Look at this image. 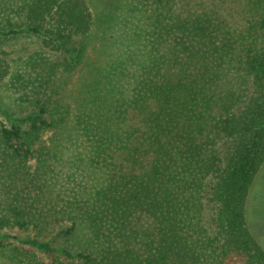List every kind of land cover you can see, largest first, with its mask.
<instances>
[{
    "label": "trees",
    "instance_id": "trees-1",
    "mask_svg": "<svg viewBox=\"0 0 264 264\" xmlns=\"http://www.w3.org/2000/svg\"><path fill=\"white\" fill-rule=\"evenodd\" d=\"M1 87L0 264H264V0H0Z\"/></svg>",
    "mask_w": 264,
    "mask_h": 264
},
{
    "label": "rangeland",
    "instance_id": "rangeland-1",
    "mask_svg": "<svg viewBox=\"0 0 264 264\" xmlns=\"http://www.w3.org/2000/svg\"><path fill=\"white\" fill-rule=\"evenodd\" d=\"M8 49H13L15 51H21L22 49L32 50L37 45L36 41H29L28 39H21L10 41L7 44ZM77 73L75 76H77ZM79 77V75H78ZM83 79V77H82ZM82 79L77 83L80 84ZM11 97L5 93L4 89L0 88V103L3 104L4 107H8L14 115L21 118L24 117L26 114L29 113V109L21 111L19 108L16 109ZM0 117L6 121L3 113L0 112ZM8 122V121H7ZM247 205L245 208L246 212V221L248 223L249 229L259 242L261 247L264 250V161L260 165V168L257 172L256 177L253 179V182L249 188L248 198L246 199ZM2 238L4 241L21 245L19 242L28 238L33 234V231L28 230H18V229H8V230H1L0 231ZM53 237L52 242L54 245L58 246L60 249L62 247H69L71 248L68 242H64L61 236H55L53 230H50L47 233V237ZM55 255H58L60 258H64L63 254L59 251L55 252Z\"/></svg>",
    "mask_w": 264,
    "mask_h": 264
}]
</instances>
